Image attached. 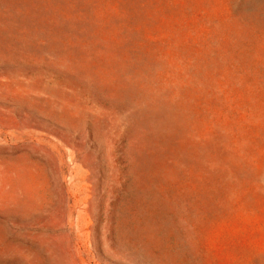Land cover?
Returning <instances> with one entry per match:
<instances>
[{
  "label": "rangeland",
  "instance_id": "1",
  "mask_svg": "<svg viewBox=\"0 0 264 264\" xmlns=\"http://www.w3.org/2000/svg\"><path fill=\"white\" fill-rule=\"evenodd\" d=\"M0 264H264V0H0Z\"/></svg>",
  "mask_w": 264,
  "mask_h": 264
}]
</instances>
